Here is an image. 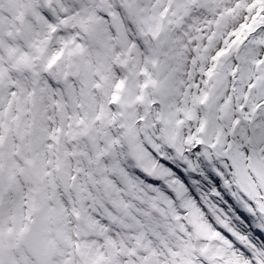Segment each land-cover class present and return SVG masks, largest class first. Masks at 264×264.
Segmentation results:
<instances>
[{
    "label": "snow or ice",
    "instance_id": "1",
    "mask_svg": "<svg viewBox=\"0 0 264 264\" xmlns=\"http://www.w3.org/2000/svg\"><path fill=\"white\" fill-rule=\"evenodd\" d=\"M13 131L89 264H264V0H0Z\"/></svg>",
    "mask_w": 264,
    "mask_h": 264
},
{
    "label": "rangeland",
    "instance_id": "2",
    "mask_svg": "<svg viewBox=\"0 0 264 264\" xmlns=\"http://www.w3.org/2000/svg\"><path fill=\"white\" fill-rule=\"evenodd\" d=\"M11 137L10 142L0 146V196L3 197L0 203V262L7 260L10 264H34L33 258L20 244V240H18L20 231L17 230L21 224H24L23 219H21L23 212L29 209L25 204L29 187L26 178L29 174L26 170L29 167L24 165L22 157L25 152L30 155L33 144L29 140L27 146H25L22 138L18 137L14 131L11 133ZM47 196V204L51 209L52 220L50 223L45 224L40 217H37V219L49 256L48 264H89L84 247L85 240L81 239L77 243L73 239L71 244H67L65 241L60 219L56 212L55 190L49 188ZM54 216L56 220L53 219ZM5 228H11V233H4ZM77 231L81 234L86 233L85 228L74 226L73 234Z\"/></svg>",
    "mask_w": 264,
    "mask_h": 264
},
{
    "label": "water",
    "instance_id": "3",
    "mask_svg": "<svg viewBox=\"0 0 264 264\" xmlns=\"http://www.w3.org/2000/svg\"><path fill=\"white\" fill-rule=\"evenodd\" d=\"M21 243L25 250L33 257L36 264H47L48 256L37 217H35L27 234L23 236ZM1 264L9 263L2 262Z\"/></svg>",
    "mask_w": 264,
    "mask_h": 264
},
{
    "label": "flooded vegetation",
    "instance_id": "4",
    "mask_svg": "<svg viewBox=\"0 0 264 264\" xmlns=\"http://www.w3.org/2000/svg\"><path fill=\"white\" fill-rule=\"evenodd\" d=\"M37 182V181H36ZM28 196H27V201L25 202V204L26 205H28L30 202H31V199H34L36 196H37V192H38V185H34V186H31V185H29L28 184ZM35 188V191L34 192H30V189L31 188ZM2 200H3V197L1 196V201H0V203L2 202ZM29 208V207H28ZM27 213V211H25V212H23V214H22V219H23V221H24V224H25V218H24V216H25V214ZM24 224H21L18 228H17V230H20L23 226H24ZM8 227V226H7ZM6 229V228H5ZM11 231H12V229H11ZM11 231L10 232H4V233H6V234H9V233H11ZM20 234H19V239L18 240H20ZM20 244H21V242H20ZM22 245V244H21ZM0 252H1V243H0Z\"/></svg>",
    "mask_w": 264,
    "mask_h": 264
}]
</instances>
